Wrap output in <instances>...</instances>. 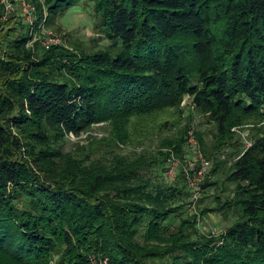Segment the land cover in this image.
Here are the masks:
<instances>
[{
    "label": "trees",
    "instance_id": "1",
    "mask_svg": "<svg viewBox=\"0 0 264 264\" xmlns=\"http://www.w3.org/2000/svg\"><path fill=\"white\" fill-rule=\"evenodd\" d=\"M26 1L33 30L79 2ZM93 1L110 42L97 50L30 45V24L1 20L0 3V264H264V0ZM185 97L214 123L213 149L255 128L230 166L233 195L173 227L183 190L163 148L179 154L186 124L154 155L92 157L172 130ZM103 123L99 145L62 150ZM208 212L237 217L200 234Z\"/></svg>",
    "mask_w": 264,
    "mask_h": 264
},
{
    "label": "rangeland",
    "instance_id": "2",
    "mask_svg": "<svg viewBox=\"0 0 264 264\" xmlns=\"http://www.w3.org/2000/svg\"><path fill=\"white\" fill-rule=\"evenodd\" d=\"M94 1L93 0H79L78 3L72 5L67 9L59 18L57 22L51 26L53 32L59 34L63 39V45L69 48H81L85 50L100 49L108 44L109 40L103 36L100 28L97 25L96 15L94 14ZM13 17L11 24L16 25L24 20V16L21 15V11L17 9L15 14L9 15ZM10 17L5 20L8 22ZM190 97H185L182 104L183 109V121L181 124L173 128L172 130H165L161 134L146 140L144 143L139 144H120L119 147H106L99 145V142L103 141L104 137L110 136V125L107 123L97 124L90 128L88 131L80 134L79 136H70L68 139H64L61 142V148L63 151L77 150L78 148H88L94 146L93 159L101 156H110L112 153H118L122 155H134L139 153L156 154L160 150V141L163 138L175 137L179 128L188 126L185 133V140L181 146L180 152L177 155L175 149L163 148L167 151V160L172 157L174 161V168L176 167L177 175L174 177L172 183L182 188L183 194L180 196L177 202L184 203L183 208L179 214H174L173 227L177 226L181 219H192L196 213H201L204 208H213L217 206V196L221 200L233 195L235 184L227 179L230 171V166L234 162L240 151L247 149L248 143H251L250 136L254 132L253 126H242L233 128L236 132V138L234 143L228 145L224 149H213L214 137L216 134V127L214 123L207 121V118L199 113L191 104ZM189 121V122H188ZM187 122V123H186ZM197 133L201 134L206 147L210 150L208 153L202 149L200 142L197 138ZM237 140V141H236ZM166 160V161H167ZM203 161H208L209 164L204 170V174L200 179V195L199 197L192 198L188 193L187 178L188 175H194ZM152 179L157 182L164 180L167 181V177H163L162 172L159 170H152ZM164 178V179H163ZM208 180L209 184L203 187V183ZM230 214V213H229ZM173 217V216H172ZM236 215L230 214L227 218L220 213L208 212L204 215H200L197 223V228L200 234H213L218 235L230 226L236 219ZM172 219V218H171Z\"/></svg>",
    "mask_w": 264,
    "mask_h": 264
},
{
    "label": "built area",
    "instance_id": "3",
    "mask_svg": "<svg viewBox=\"0 0 264 264\" xmlns=\"http://www.w3.org/2000/svg\"><path fill=\"white\" fill-rule=\"evenodd\" d=\"M0 3L3 5L4 13L1 16V20H7L11 14H15L17 9L21 11V15H23L25 18L24 20L31 26V34L32 39L29 42L30 45H33V43H39L42 47L45 49H49L54 45H60L63 43L62 37L53 32L51 29H49V26L46 25V15L44 16V19L42 22L39 23L38 29L33 30L35 27H33L34 23V11L35 7L31 3L27 2L26 0H0ZM40 31V32H39ZM248 145H251L249 142ZM209 164L208 161H203L202 166L196 170L194 175H188L187 182H188V188L191 190V197L198 198L200 195V179L202 178L204 174V170L206 166ZM167 170L166 175L168 176L169 180L174 179V177L177 175L176 173V167L174 168V161L171 158H168L167 164H166Z\"/></svg>",
    "mask_w": 264,
    "mask_h": 264
}]
</instances>
